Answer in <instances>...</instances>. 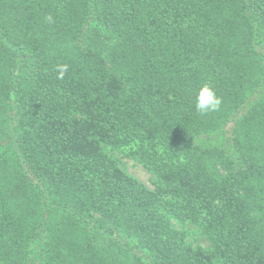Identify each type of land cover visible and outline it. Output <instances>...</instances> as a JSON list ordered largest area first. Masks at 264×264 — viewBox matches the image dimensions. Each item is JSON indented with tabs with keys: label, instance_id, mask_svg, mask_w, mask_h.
I'll return each mask as SVG.
<instances>
[{
	"label": "trees",
	"instance_id": "1",
	"mask_svg": "<svg viewBox=\"0 0 264 264\" xmlns=\"http://www.w3.org/2000/svg\"><path fill=\"white\" fill-rule=\"evenodd\" d=\"M0 264H264V0H0Z\"/></svg>",
	"mask_w": 264,
	"mask_h": 264
},
{
	"label": "rangeland",
	"instance_id": "2",
	"mask_svg": "<svg viewBox=\"0 0 264 264\" xmlns=\"http://www.w3.org/2000/svg\"><path fill=\"white\" fill-rule=\"evenodd\" d=\"M110 156L116 161L118 166L127 174L136 178L148 189L153 190V176L147 171L141 164L131 159L130 157L125 156L119 151L110 152ZM174 226L178 230H184L188 232L187 241L190 243L193 248L202 247L207 248L208 243L203 236H201L191 225H180L176 222H173Z\"/></svg>",
	"mask_w": 264,
	"mask_h": 264
},
{
	"label": "clouds",
	"instance_id": "3",
	"mask_svg": "<svg viewBox=\"0 0 264 264\" xmlns=\"http://www.w3.org/2000/svg\"><path fill=\"white\" fill-rule=\"evenodd\" d=\"M49 22H51L50 17ZM65 70L66 67L62 71ZM221 104L222 100L217 95L212 86H210L209 84H204L199 88L196 94L194 108L199 115L205 116L210 113L219 111Z\"/></svg>",
	"mask_w": 264,
	"mask_h": 264
}]
</instances>
